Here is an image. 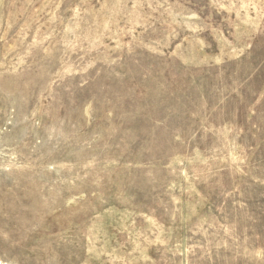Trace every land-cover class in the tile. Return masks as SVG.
Segmentation results:
<instances>
[{
	"label": "rangeland",
	"instance_id": "1",
	"mask_svg": "<svg viewBox=\"0 0 264 264\" xmlns=\"http://www.w3.org/2000/svg\"><path fill=\"white\" fill-rule=\"evenodd\" d=\"M0 264H264V0H0Z\"/></svg>",
	"mask_w": 264,
	"mask_h": 264
}]
</instances>
